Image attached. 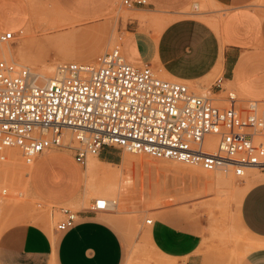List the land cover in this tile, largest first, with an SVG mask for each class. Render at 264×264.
Masks as SVG:
<instances>
[{"label": "rangeland", "instance_id": "1", "mask_svg": "<svg viewBox=\"0 0 264 264\" xmlns=\"http://www.w3.org/2000/svg\"><path fill=\"white\" fill-rule=\"evenodd\" d=\"M27 1L30 5L28 25L9 42L0 43V59L13 60L34 73L47 65L58 69L66 62L95 64L99 56L117 46L123 52L127 47L128 53L135 55L128 38L146 35L153 39L157 32L155 27L141 23V17L201 18L215 29L223 48L225 41L221 23L230 11L214 0H192L182 11L172 14L154 10L151 5L129 7L123 0H116L115 8L105 15L107 0H60L70 12L82 13V17L93 16L79 21L66 13H59L53 0ZM259 10L264 12V8ZM9 48L16 53L14 59L4 58L1 54L2 49ZM128 57L130 59V55ZM152 68L160 77L182 82L195 92L203 84L213 93L208 95L214 96L215 104L219 106H232L246 112L251 102L233 82H222L225 90L220 92L215 87L217 79L223 77L222 56L210 74L194 82L173 78L155 64ZM233 89L237 92V99L229 101L227 94ZM252 99L258 100L264 109V99ZM9 149L18 155L19 165L8 158L0 160V233L15 224L40 225L52 231L60 219V207L79 212L89 209L97 198H109L116 203L109 210L100 212L105 215L101 219L112 225L123 241V264H178L177 260L164 258L151 241L152 224H147V220L154 221L159 217L203 230L208 236L207 249L214 254L208 262L213 264H240L251 250L264 246V239L247 232L240 216L244 194L252 184L264 178V171L250 169L242 177L228 173L218 184L214 178L210 180V175L216 177V172L207 173L198 166L109 148L117 156L116 164L121 166L103 162V170L93 177L94 180H89L84 174L86 166L75 162L73 151L68 146L37 156L34 162L39 164L38 157H47L48 164L29 170L24 167L26 162L20 150ZM108 151L104 150V154ZM52 155L59 156L61 161L55 164L56 161L51 160ZM65 159L71 162V167L64 163ZM122 173L126 174L125 178H122ZM117 186L118 189L107 195L95 194L97 190L106 192L109 187ZM40 213L41 220L37 217ZM35 215L36 220L33 219ZM46 218L50 219L49 228Z\"/></svg>", "mask_w": 264, "mask_h": 264}, {"label": "built area", "instance_id": "2", "mask_svg": "<svg viewBox=\"0 0 264 264\" xmlns=\"http://www.w3.org/2000/svg\"><path fill=\"white\" fill-rule=\"evenodd\" d=\"M129 7L147 0H123ZM0 32V43L15 37ZM222 79L215 87L225 90ZM236 101V90H229ZM215 98L188 85L164 79L151 65L129 62L117 46L95 64L66 62L58 75L38 84L27 67L0 59V160L6 148H18L32 163L46 150L68 146L76 163L107 148L198 166L207 172L264 171V109L250 100L246 112L219 106ZM70 134L72 143H65ZM115 202H113V205ZM105 198L94 200L95 212L110 209ZM55 229L66 232L78 211L60 207ZM153 220L148 219L147 224Z\"/></svg>", "mask_w": 264, "mask_h": 264}, {"label": "crops", "instance_id": "3", "mask_svg": "<svg viewBox=\"0 0 264 264\" xmlns=\"http://www.w3.org/2000/svg\"><path fill=\"white\" fill-rule=\"evenodd\" d=\"M115 1L107 0L105 15L115 8ZM147 1L154 10L170 14L182 11L192 2ZM214 1L230 8L221 23L223 48L215 29L201 18L141 17V23L155 27L157 32L153 39L146 35L128 38L135 55L129 54L126 47L125 58L137 65L155 64L173 78L194 82L210 74L222 56L221 82H233L250 100L264 99V12L259 10L264 8V0ZM54 2L75 20L93 17L66 10L60 0ZM29 18L27 0H0V32H22ZM107 149L108 153L103 151L100 159L121 166L116 164V154ZM38 159L42 167L49 162L47 157ZM51 160L57 164L61 158L52 155ZM64 161L71 167L69 160ZM78 215L76 225L66 232L49 231L33 224H15L5 229L0 233V264H123V241L116 229L101 219L104 213L90 207L79 211ZM240 216L247 232L264 239V178L252 184L244 194ZM150 235L164 258L177 260L178 264H213L208 262L214 258L207 249L208 236L199 228L181 226L159 217L153 221ZM240 264H264V246L251 250Z\"/></svg>", "mask_w": 264, "mask_h": 264}, {"label": "bare ground", "instance_id": "4", "mask_svg": "<svg viewBox=\"0 0 264 264\" xmlns=\"http://www.w3.org/2000/svg\"><path fill=\"white\" fill-rule=\"evenodd\" d=\"M32 2V1H31ZM53 3L56 5V7H57V9H58V11H60L59 13H61L62 11L59 9V7L57 6V4L54 2V0H53ZM55 7V6H54ZM63 13V12H62ZM34 15V14H33ZM31 20H32V18H31ZM160 22H161V20H160ZM30 25V24H29ZM115 41V40H114ZM115 43V42H114ZM2 48V47H1ZM2 51V56L4 57V58H11V59H14L15 57H16V53L11 49V48H9V49H2L1 50ZM22 66V65H21ZM221 67V66H220ZM28 68V67H27ZM59 68V67H58ZM30 69V68H29ZM31 70V69H30ZM39 72L38 73H34L32 70H31V72L33 73V75H34V77H35V79H36V81H37V83L38 84H41V85H44V84H46L49 80H51V79H53L54 77H56L57 75H58V69L55 67V66H53V65H47V66H44L43 67V69L40 71V70H38ZM41 78V82H39V79ZM228 82H231V81H228ZM197 93L198 94H209V95H213V93L210 91V90H208L203 84L202 85H199V87H198V91H197ZM212 97H214V96H212ZM65 142H66V144L68 143H71L72 142V137L70 136V134H67L66 135V137H65ZM12 148H14V147H12ZM7 149V150H6ZM5 150H6V152H5V155H6V158H8V160H10L11 162H13L15 165H19V163H18V159H17V154L16 153H14V152H10V149L8 150V148H6ZM49 150H52V149H49ZM49 150H46V151H49ZM46 151L44 152V153H46ZM44 153H42V154H44ZM41 155V154H40ZM22 156V155H21ZM39 156V155H38ZM37 158V157H36ZM35 158V159H36ZM105 163V164H109V163H107V162H105V160L104 161H102L101 159H100V157L99 156H94V157H92V156H89L88 157V160H87V163H86V166H87V168H86V171L84 172V174H85V176H86V178L88 177L89 178V180H90V178H92L93 179V177L94 176H96L99 172H101L103 169H102V167H101V163ZM10 163V162H9ZM22 166V165H21ZM45 166V165H44ZM25 168H26V170H29V169H39V168H41L42 167V164H41V166H39V164L38 163H36V162H32V163H30V164H28V163H26V166H24ZM250 169H254V168H249V169H247V170H250ZM29 173V172H28ZM215 174H217L216 175V177H212L213 175L211 174L210 175V180H212L213 178H214V180L216 181V183H218V184H220V181L222 182V177L223 176H225V175H227L228 173H224V172H221V171H217ZM121 176H122V178H125V176H126V174H121ZM94 180V179H93ZM87 182V181H86ZM215 184V183H214ZM88 188H89V186H87ZM106 189V188H105ZM115 189H118V186L117 187H109L107 190H106V192H104V191H101V189L100 190H97L98 191V193H96L95 191V194H101V195H107V193L108 192H114V190ZM119 189H120V191H121V188L119 187ZM93 190V189H92ZM93 192V191H92ZM94 192H93V194H94ZM90 195V194H89ZM87 196H88V194H87ZM110 195H108V197H109ZM109 202H110V206H113V202H115L116 203V201H113V200H109V198H106ZM87 200V199H86ZM37 217L38 218H40V220L43 218L42 217V214L40 213V214H37ZM36 215L33 217V219L34 220H36ZM39 220V219H38ZM45 221H46V225H47V228H49V226H50V219L48 218H46V219H44ZM43 220V221H44ZM44 221V222H45ZM256 248V247H255ZM165 256V255H164Z\"/></svg>", "mask_w": 264, "mask_h": 264}]
</instances>
